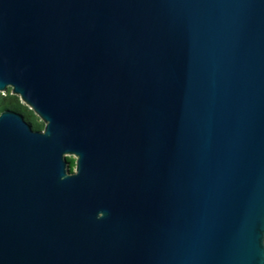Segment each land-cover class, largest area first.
<instances>
[{"label":"water","instance_id":"obj_1","mask_svg":"<svg viewBox=\"0 0 264 264\" xmlns=\"http://www.w3.org/2000/svg\"><path fill=\"white\" fill-rule=\"evenodd\" d=\"M9 88L0 264H264V0H0Z\"/></svg>","mask_w":264,"mask_h":264},{"label":"trees","instance_id":"obj_2","mask_svg":"<svg viewBox=\"0 0 264 264\" xmlns=\"http://www.w3.org/2000/svg\"><path fill=\"white\" fill-rule=\"evenodd\" d=\"M15 108L20 111L25 118L32 122L36 129L44 128V123L39 119L37 114L30 109L26 104H24L18 96L12 93V89L9 88L7 93L0 92V112L5 108ZM73 166L75 165V160L72 159Z\"/></svg>","mask_w":264,"mask_h":264},{"label":"flooded vegetation","instance_id":"obj_3","mask_svg":"<svg viewBox=\"0 0 264 264\" xmlns=\"http://www.w3.org/2000/svg\"><path fill=\"white\" fill-rule=\"evenodd\" d=\"M42 129H43V128H42ZM71 158L74 159V160L76 161V157H75V156L70 155V156H69V159H71ZM71 169H72V171H75V170H76V164H75L74 166H73V164H72V168H71Z\"/></svg>","mask_w":264,"mask_h":264},{"label":"rangeland","instance_id":"obj_4","mask_svg":"<svg viewBox=\"0 0 264 264\" xmlns=\"http://www.w3.org/2000/svg\"><path fill=\"white\" fill-rule=\"evenodd\" d=\"M7 91H8V89L7 90H5V91H3V93H7ZM17 96V95H16ZM19 97V96H18ZM19 99H20V97H19ZM21 100V99H20Z\"/></svg>","mask_w":264,"mask_h":264}]
</instances>
